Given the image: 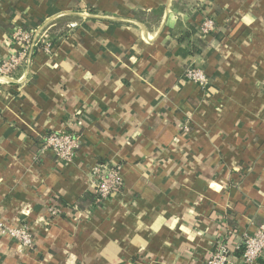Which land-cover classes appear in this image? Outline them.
I'll use <instances>...</instances> for the list:
<instances>
[{
  "label": "crops",
  "instance_id": "crops-1",
  "mask_svg": "<svg viewBox=\"0 0 264 264\" xmlns=\"http://www.w3.org/2000/svg\"><path fill=\"white\" fill-rule=\"evenodd\" d=\"M16 28L69 33L0 75V216L34 236L0 234V264H204L264 224V0H0V62ZM52 132L73 159L38 153ZM101 160L123 188L88 210Z\"/></svg>",
  "mask_w": 264,
  "mask_h": 264
},
{
  "label": "built area",
  "instance_id": "built-area-1",
  "mask_svg": "<svg viewBox=\"0 0 264 264\" xmlns=\"http://www.w3.org/2000/svg\"><path fill=\"white\" fill-rule=\"evenodd\" d=\"M77 22L68 23L69 28H75ZM214 29L211 20L205 21L200 26V32L207 34ZM14 49L10 52L8 58L0 62V75H10L15 72L23 63L32 58L33 53L40 47L37 45L38 37L40 43L44 44L43 49L49 52L52 47L50 33L47 31L41 34L36 30H26L16 28L12 32ZM40 35V36H39ZM187 78L189 81L198 84L201 87L208 86L206 73L198 66L188 69ZM189 129V124L185 123L184 130ZM80 147L79 136L71 132H52L42 139V144L38 150L50 151L60 160H70L76 155ZM96 177L95 188L102 198L106 199L112 194L122 191L123 184L119 176V165L110 166L108 163H98L94 167ZM51 215H60L61 210L54 206L50 210ZM0 234H9L17 243V252L23 254L34 244L33 231L27 224L10 226L6 224L0 216ZM242 247L240 256H234L232 247L226 237L219 238L211 255L204 264H252L264 256V224L253 234H247L243 237L240 245L235 249Z\"/></svg>",
  "mask_w": 264,
  "mask_h": 264
},
{
  "label": "trees",
  "instance_id": "trees-1",
  "mask_svg": "<svg viewBox=\"0 0 264 264\" xmlns=\"http://www.w3.org/2000/svg\"><path fill=\"white\" fill-rule=\"evenodd\" d=\"M196 31H197V28L192 24H189L186 28L180 26V27H176L175 29H173L171 31V37L173 39H175L178 43L187 44L190 47V51L192 54H199V53H201V51L203 49L204 42L200 37L194 38V34L196 33ZM68 33H69L68 28L66 30L60 31L59 33H56V34L52 33L50 36L51 42L53 43V42H56L57 40H59L63 37H66L68 35ZM37 45L40 47L44 45V44L40 43V37H38ZM193 66L194 65L192 64L186 68V72L184 75L185 79L188 80L186 73H187L188 69L193 67ZM49 134H47V135H49ZM41 144H42V141L40 142L39 148H40ZM100 162L107 163V162H104L103 160H101ZM108 164L110 166H113V164H110V163H108ZM87 196H88V198L86 200H79L77 202V205L81 206L82 208H86L89 210V208L93 207L95 204H96V206L100 205L102 203L101 201L105 200L97 192L96 188L94 191H90ZM111 196L112 195H110L109 197H111ZM63 204H65V203H63ZM241 253H242V247L240 246L238 249H235V251L233 250L232 254L234 256L238 257L241 255ZM258 261H260V263L264 264V260L262 257L259 258Z\"/></svg>",
  "mask_w": 264,
  "mask_h": 264
}]
</instances>
